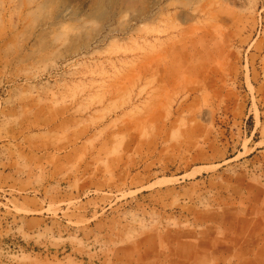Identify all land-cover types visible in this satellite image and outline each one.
Segmentation results:
<instances>
[{
    "label": "rangeland",
    "instance_id": "rangeland-1",
    "mask_svg": "<svg viewBox=\"0 0 264 264\" xmlns=\"http://www.w3.org/2000/svg\"><path fill=\"white\" fill-rule=\"evenodd\" d=\"M0 264H264V0H0Z\"/></svg>",
    "mask_w": 264,
    "mask_h": 264
}]
</instances>
